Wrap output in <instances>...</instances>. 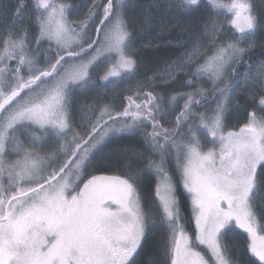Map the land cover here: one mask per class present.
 I'll return each instance as SVG.
<instances>
[{
    "label": "snow or ice",
    "instance_id": "6c2138e0",
    "mask_svg": "<svg viewBox=\"0 0 264 264\" xmlns=\"http://www.w3.org/2000/svg\"><path fill=\"white\" fill-rule=\"evenodd\" d=\"M0 264H264V0H0Z\"/></svg>",
    "mask_w": 264,
    "mask_h": 264
},
{
    "label": "trees",
    "instance_id": "16d2710c",
    "mask_svg": "<svg viewBox=\"0 0 264 264\" xmlns=\"http://www.w3.org/2000/svg\"><path fill=\"white\" fill-rule=\"evenodd\" d=\"M153 55H155V54L152 53V52H147V53H145V57H146V59H147V58H151ZM180 191H182V189H181Z\"/></svg>",
    "mask_w": 264,
    "mask_h": 264
}]
</instances>
